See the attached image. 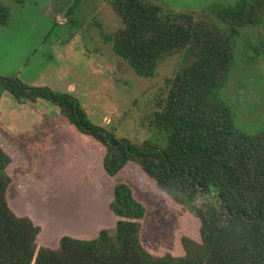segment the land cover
I'll list each match as a JSON object with an SVG mask.
<instances>
[{"label": "trees", "instance_id": "trees-1", "mask_svg": "<svg viewBox=\"0 0 264 264\" xmlns=\"http://www.w3.org/2000/svg\"><path fill=\"white\" fill-rule=\"evenodd\" d=\"M110 4L121 26L105 39L138 76L152 78L164 58L185 55L149 116L162 142L122 137L93 124L73 95L0 76V97L2 90L19 104L47 102L93 138L101 172L115 178L128 167L137 169L131 183L114 188L109 209L115 233L101 229L94 238L65 236L57 249L39 247L42 226L13 208L11 172L19 154L0 132V264H264V132L241 130L221 94L236 62L241 29L264 27V0H236L218 12L225 30L150 0ZM10 16L0 3V22ZM136 189L159 192L173 208L193 214L198 240L181 236L178 253L150 252L143 242L148 210Z\"/></svg>", "mask_w": 264, "mask_h": 264}, {"label": "rangeland", "instance_id": "rangeland-1", "mask_svg": "<svg viewBox=\"0 0 264 264\" xmlns=\"http://www.w3.org/2000/svg\"><path fill=\"white\" fill-rule=\"evenodd\" d=\"M166 11L194 13L225 30L217 13L236 0H150ZM10 11L0 22V76L19 78L29 87H47L78 99L93 124L106 126L138 143L162 142L149 116L165 94L167 80L184 64V53L164 58L152 78L138 76L117 56L105 37L121 20L111 0H0ZM68 9L73 13L68 14ZM236 62L223 99L236 125L248 134L264 132V27L241 29ZM42 103V104H41ZM17 103L1 90L0 129L17 144L11 172L13 208L43 228L38 246L57 249L65 236L94 238L101 229L115 233L109 209L113 191L131 183L137 169L115 178L100 171L93 138L78 134L60 109ZM76 130V131H75ZM147 207L143 242L153 254L178 253L181 236L198 240L197 218L173 208L159 192H141Z\"/></svg>", "mask_w": 264, "mask_h": 264}, {"label": "crops", "instance_id": "crops-1", "mask_svg": "<svg viewBox=\"0 0 264 264\" xmlns=\"http://www.w3.org/2000/svg\"><path fill=\"white\" fill-rule=\"evenodd\" d=\"M18 103V102H17ZM42 104V103H41ZM44 104H48L47 102L46 103H44ZM49 105V104H48ZM68 123H69V121H68ZM69 125L70 126H72V127H74L73 125H71L70 123H69ZM75 128V127H74ZM76 131V130H75ZM0 132H3L5 135H6V137H7V141L10 143V145L12 146V149H14L15 151H16V149H18V146H17V144H15V143H13V141L11 140V138H10V136H9V134L6 132V131H4V130H2V129H0ZM77 133H78V131H76ZM78 134H81V133H78ZM82 135V134H81ZM84 136V135H83ZM100 157V156H99ZM96 164H97V166H98V161L96 162ZM99 168V167H98ZM11 190V189H10ZM16 210V209H15ZM73 237H75V236H73Z\"/></svg>", "mask_w": 264, "mask_h": 264}, {"label": "flooded vegetation", "instance_id": "flooded-vegetation-1", "mask_svg": "<svg viewBox=\"0 0 264 264\" xmlns=\"http://www.w3.org/2000/svg\"><path fill=\"white\" fill-rule=\"evenodd\" d=\"M69 11H68V14H71V13H73L70 9H68ZM6 93V92H5Z\"/></svg>", "mask_w": 264, "mask_h": 264}]
</instances>
